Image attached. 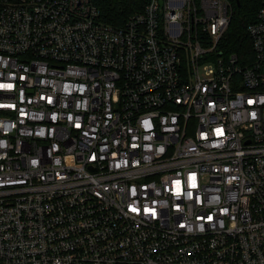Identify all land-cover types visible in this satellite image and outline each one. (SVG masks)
Here are the masks:
<instances>
[{
	"label": "built area",
	"instance_id": "1",
	"mask_svg": "<svg viewBox=\"0 0 264 264\" xmlns=\"http://www.w3.org/2000/svg\"><path fill=\"white\" fill-rule=\"evenodd\" d=\"M231 14L0 0V264H264V0L241 55Z\"/></svg>",
	"mask_w": 264,
	"mask_h": 264
},
{
	"label": "trees",
	"instance_id": "2",
	"mask_svg": "<svg viewBox=\"0 0 264 264\" xmlns=\"http://www.w3.org/2000/svg\"><path fill=\"white\" fill-rule=\"evenodd\" d=\"M231 5V19L219 42L224 52L243 54L250 49L246 28L255 17L262 0H228ZM99 9V19L105 23L121 26L128 16L140 12L148 0H93Z\"/></svg>",
	"mask_w": 264,
	"mask_h": 264
},
{
	"label": "snow or ice",
	"instance_id": "3",
	"mask_svg": "<svg viewBox=\"0 0 264 264\" xmlns=\"http://www.w3.org/2000/svg\"><path fill=\"white\" fill-rule=\"evenodd\" d=\"M0 87H8V88H10V87H12L11 85H0ZM195 186V185H194Z\"/></svg>",
	"mask_w": 264,
	"mask_h": 264
}]
</instances>
